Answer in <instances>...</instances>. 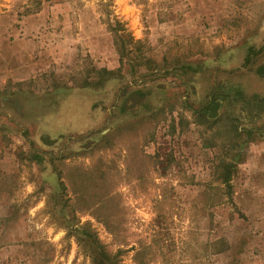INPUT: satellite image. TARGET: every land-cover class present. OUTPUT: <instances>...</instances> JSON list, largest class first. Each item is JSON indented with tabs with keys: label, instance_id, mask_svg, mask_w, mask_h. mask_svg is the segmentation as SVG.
<instances>
[{
	"label": "rangeland",
	"instance_id": "374dc122",
	"mask_svg": "<svg viewBox=\"0 0 264 264\" xmlns=\"http://www.w3.org/2000/svg\"><path fill=\"white\" fill-rule=\"evenodd\" d=\"M262 64L264 0H0V264H264Z\"/></svg>",
	"mask_w": 264,
	"mask_h": 264
},
{
	"label": "trees",
	"instance_id": "16d2710c",
	"mask_svg": "<svg viewBox=\"0 0 264 264\" xmlns=\"http://www.w3.org/2000/svg\"><path fill=\"white\" fill-rule=\"evenodd\" d=\"M256 70L257 74L263 75L264 78V64L259 66ZM221 96L223 95L218 92L211 94V96L208 98V102L198 110L196 114L197 117H199V119H204L208 116L213 119L216 118L218 110L220 108ZM259 106L260 105H258V107ZM247 134H252V131H247ZM229 170L230 166L229 169L226 167L224 168L225 176L222 177V180H224V182H227L229 180ZM75 232L78 234L79 237H82L83 241L86 242V245L89 246L91 264H118V262L109 253L105 251L104 247L101 246L96 240V238L85 228L78 227L77 229H75Z\"/></svg>",
	"mask_w": 264,
	"mask_h": 264
}]
</instances>
